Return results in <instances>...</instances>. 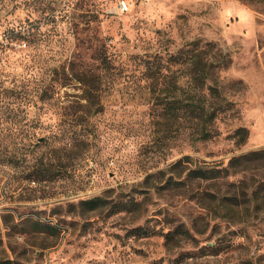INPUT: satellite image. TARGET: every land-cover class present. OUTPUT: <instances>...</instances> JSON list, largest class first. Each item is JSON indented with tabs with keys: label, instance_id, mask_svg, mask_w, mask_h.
<instances>
[{
	"label": "rangeland",
	"instance_id": "1",
	"mask_svg": "<svg viewBox=\"0 0 264 264\" xmlns=\"http://www.w3.org/2000/svg\"><path fill=\"white\" fill-rule=\"evenodd\" d=\"M193 41L230 62L208 141L159 104ZM255 151L264 0H0V264H264V158L228 170Z\"/></svg>",
	"mask_w": 264,
	"mask_h": 264
},
{
	"label": "trees",
	"instance_id": "2",
	"mask_svg": "<svg viewBox=\"0 0 264 264\" xmlns=\"http://www.w3.org/2000/svg\"><path fill=\"white\" fill-rule=\"evenodd\" d=\"M191 45L190 49L182 50L171 56L174 61L180 63V70L182 69L185 80L180 85L175 82L172 90H169L173 97L170 100H162L159 104L164 105V121L185 122L191 127V134L195 135V139L208 141L218 136L214 127L218 118L232 111V102L221 93L219 88V72L222 68L227 67L230 62L224 55L220 54L218 49L215 50L216 52L209 53L213 50L211 42H207L205 48H202L197 41L191 42ZM155 74L157 76L154 77L152 84L157 86L164 81L166 76L165 74L161 75L160 69L156 70ZM177 90L186 91V94L175 95ZM232 136L236 143H242L248 137L247 130L244 127H239ZM258 158H264V151L231 157L228 162V170L230 169L232 172L247 170L250 168V162ZM226 170L227 168H209V170L193 168L188 172V176L191 180L196 178L209 179L218 177L220 172ZM85 203L90 204V208L94 209L100 205L101 199H91ZM124 208H126L125 205L116 211ZM176 232L178 234L180 232L184 236L188 231L179 230ZM173 236V233H168L165 238L169 240L173 239ZM214 249L213 251L217 252L218 248L214 247Z\"/></svg>",
	"mask_w": 264,
	"mask_h": 264
},
{
	"label": "built area",
	"instance_id": "3",
	"mask_svg": "<svg viewBox=\"0 0 264 264\" xmlns=\"http://www.w3.org/2000/svg\"><path fill=\"white\" fill-rule=\"evenodd\" d=\"M119 9L120 11H125L127 9V3L125 1L119 2Z\"/></svg>",
	"mask_w": 264,
	"mask_h": 264
}]
</instances>
